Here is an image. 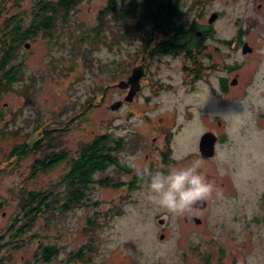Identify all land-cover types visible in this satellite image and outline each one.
<instances>
[{
	"label": "rangeland",
	"instance_id": "374dc122",
	"mask_svg": "<svg viewBox=\"0 0 264 264\" xmlns=\"http://www.w3.org/2000/svg\"><path fill=\"white\" fill-rule=\"evenodd\" d=\"M33 1L0 0V28L4 30L1 22L16 12L27 19L25 14ZM106 2L83 0L68 13L67 22H58L52 37L40 34L13 47V63L22 65L17 80L2 89L0 96V264H108L119 251H131L133 264H179L174 252L178 251L177 246L217 247L236 244L243 238L246 249L255 251L256 263L264 264V57H257L238 70L241 76L255 75L254 79H246L236 98L230 100L231 108L225 111L228 119L218 128L225 137L218 141L216 153L204 160L205 168L215 179L213 193L206 199L209 208L199 211L206 226L202 229L194 223L186 225L183 217L187 212L169 211L146 199V175L135 188L128 183L138 168L164 170L173 157L199 153L201 134L216 125L186 118L183 111L192 97L186 93L185 84L176 92L164 91L158 97L166 107L177 106L174 120L160 123L147 118L149 106L144 100L148 87H142L133 102H127L133 98L125 99L122 106L110 108L117 96L112 83L125 76L139 59L134 50L139 49L138 55L142 54L140 38L150 32L151 21L145 18L138 28L135 20L125 19L127 35H118L111 45V27H122L124 23L119 11L132 6L130 0H119L106 15L108 23L103 35L93 43L90 38L83 42L82 51L90 53L86 61L77 52L81 33L92 32L90 28L97 23L98 11ZM3 48L0 39V57ZM173 64L162 68L179 82L186 76L178 71V62ZM87 102L89 108L81 111ZM208 102V107L215 109L217 101ZM201 109L205 110L202 106ZM169 110L160 108L158 113ZM74 111L81 112L76 115ZM71 112L74 120L65 134H59L61 146L74 152L81 141L111 132L116 138L123 137V146L115 152L130 169L112 164L105 171H97L95 177L110 176L111 182L120 184L94 181L83 202L64 211L45 212L30 229L12 236L20 187L51 188L60 179L65 163L28 177L35 154L19 159H8L6 155L15 143L26 139L33 127L31 117L39 114L45 122L49 121L44 124L56 125L57 118H68ZM167 152L171 157L164 161ZM253 215L258 220H253ZM89 219L93 220L91 227ZM161 232L165 233L164 238L160 237ZM45 244L58 247L49 260L38 254ZM80 246L85 248L83 258L76 255ZM253 259L249 256L248 264H254ZM160 260L164 262L159 263Z\"/></svg>",
	"mask_w": 264,
	"mask_h": 264
},
{
	"label": "flooded vegetation",
	"instance_id": "af4514ba",
	"mask_svg": "<svg viewBox=\"0 0 264 264\" xmlns=\"http://www.w3.org/2000/svg\"><path fill=\"white\" fill-rule=\"evenodd\" d=\"M146 10L155 13L149 15L153 19L150 18L151 30L149 28L148 36L140 38L143 52L138 55L139 49H135L136 55L140 56L137 62L125 76L112 83L117 91L112 102L122 100L120 106L125 104L124 93L127 94L132 85L136 86V82L132 80L124 86L118 83L129 80L133 69L141 67L143 73L137 91L133 100L127 102H133L142 87H148L150 91L144 100L145 106H149L147 118L164 123L165 120H174L179 109L175 104L166 107V103L158 97L164 91L176 92L185 84L186 93L191 95L192 100L183 113L188 119L196 118L216 125L206 129L217 135L216 153L218 141L225 137L219 133L218 128H222L228 119L225 111L231 108L230 100L236 98V92L244 87L246 79H254L255 76H241L238 70L245 64H251L257 57H264V0H163L162 5H148ZM1 23L2 26L14 25L4 20ZM11 48L10 57H13ZM173 61L178 62V71L184 72L186 76H182L179 82L171 72L162 68L173 66ZM209 99L211 102L217 101L215 109L208 107L211 106ZM201 106L205 110H200ZM160 108L170 110L162 114L158 113ZM208 208L207 201L205 206H197L188 211L183 217L185 224L194 223L204 229L205 218L199 215V211ZM252 219L258 220V217L253 215ZM243 239L236 244L217 247L181 245L174 252L180 260L179 264H248L249 256L257 264L255 251L247 250L246 240ZM77 252L79 258H83L85 248L80 246ZM163 262L160 260L159 263ZM108 264H133L132 252L119 251Z\"/></svg>",
	"mask_w": 264,
	"mask_h": 264
},
{
	"label": "trees",
	"instance_id": "16d2710c",
	"mask_svg": "<svg viewBox=\"0 0 264 264\" xmlns=\"http://www.w3.org/2000/svg\"><path fill=\"white\" fill-rule=\"evenodd\" d=\"M81 1L83 0H34L28 12L25 14L27 19L24 18V15L20 11L5 19L7 22H13L14 25L5 26L4 31L6 32L0 33V39L3 40L4 46L2 56L0 57V96L2 94L1 90L7 88L8 84L13 80H17L18 75L21 73L22 63L21 65L13 63V57H10L12 52L11 47H15L18 43L29 38L32 39L40 34L46 37H52L58 22H67L69 18L68 13ZM118 1L107 0L106 5L98 11L97 23L90 28L92 32L81 33L77 52L81 56H84L86 61L90 58V53L89 50H87V53L82 51L83 42L90 38L89 42L93 43L103 35V31L108 23L106 15L115 9ZM130 1L132 4L131 7L125 6L119 11V16L124 21L122 27L115 26L112 28L110 26L113 35V39L109 40L111 45L115 42V38L118 35H127L125 19L135 20L134 26L139 28L140 23L145 18H149V15L155 13H150L146 10V7L148 5L160 6L163 0ZM150 18L153 19V17ZM24 21H27L26 25H23ZM1 30L2 28H0ZM10 30L13 32L9 33L8 31ZM115 61L113 60V62ZM87 108H89L88 102L81 106V111L84 112ZM81 111H74V114L79 115ZM68 114V118H57L58 124L56 125L44 124L49 123V121L45 122L39 114L31 117L30 120L32 121L33 127L27 132L26 139L23 142L15 143L9 154L6 155L8 159H19L35 154L30 164L28 177H35L39 173L54 169L60 163H65V170L61 173L60 179L57 181L59 183H53L56 185V189L53 188L55 186L53 184L49 186L51 188L39 190L33 188L25 190L22 186L20 187L19 210L15 217L17 224L16 222L12 224L15 227L12 236L20 234L26 229H30L36 218L45 212L55 213L56 211H64L70 209V207L77 203L83 202L84 198L88 197L86 193L87 189L91 187L90 184L94 181H99L102 184H120L119 181L111 182L112 177L110 176L104 178L95 177L97 171H105L112 164L122 166L126 170L130 169L123 165L115 152L123 146V137L116 138L111 132L98 133L89 140L81 141L74 152H70L61 146L58 143L59 134L61 132L65 134L75 117L73 112ZM170 157V152L165 153L164 161H168ZM150 168L152 169V167ZM144 179L145 176L135 173L128 184L130 187H133ZM88 223L91 227L93 220L89 219ZM86 247L89 249L88 245ZM41 248L38 254L44 260L51 259L58 251V247L52 244L41 245Z\"/></svg>",
	"mask_w": 264,
	"mask_h": 264
},
{
	"label": "clouds",
	"instance_id": "9594fccd",
	"mask_svg": "<svg viewBox=\"0 0 264 264\" xmlns=\"http://www.w3.org/2000/svg\"><path fill=\"white\" fill-rule=\"evenodd\" d=\"M137 174L148 177L146 199L176 213L194 209L215 188V179L208 173L199 153L173 157L164 170L138 168Z\"/></svg>",
	"mask_w": 264,
	"mask_h": 264
},
{
	"label": "water",
	"instance_id": "95a60500",
	"mask_svg": "<svg viewBox=\"0 0 264 264\" xmlns=\"http://www.w3.org/2000/svg\"><path fill=\"white\" fill-rule=\"evenodd\" d=\"M26 46L29 45L28 42L25 43ZM142 68L141 67H135L133 69L132 75L129 77V80L127 81H120L118 84L120 86L128 85L132 80L136 82V86L132 85L129 89V91L126 94V99L131 100L133 98L134 93L137 91L138 85H139V78L142 75ZM122 103V100L114 101L110 103L111 109L118 108ZM217 140V135L212 130H206L204 131L199 139V153L203 158L211 157L215 154V143ZM207 203V200L200 203L198 206L203 207ZM160 237H164V233H160Z\"/></svg>",
	"mask_w": 264,
	"mask_h": 264
}]
</instances>
